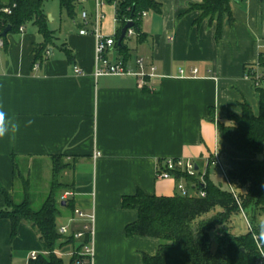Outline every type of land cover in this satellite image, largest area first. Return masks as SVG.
<instances>
[{
	"label": "crops",
	"instance_id": "1",
	"mask_svg": "<svg viewBox=\"0 0 264 264\" xmlns=\"http://www.w3.org/2000/svg\"><path fill=\"white\" fill-rule=\"evenodd\" d=\"M157 1L161 11H147L142 19L143 40L136 34L126 40L125 53L116 47L108 52L135 74L95 76L96 41L80 34L81 13L86 10L92 23L95 0H78L79 21L72 18L77 27L61 33L48 24L55 37L44 61L34 64V47L43 42L35 25L7 33L0 48V106L20 122L14 141L0 140V187L12 198L23 172L41 181L42 165L64 156L72 163L65 200L95 214L92 264H144V254L155 255L158 238L126 235L138 212L123 207V196L138 190L175 195V179L157 178L158 160L167 157L194 161L216 182L208 160L218 148V124H231L230 115H241L243 103L259 112V93L245 73L264 58V0H233L234 23L224 14L220 39L216 21L196 24L200 11L188 10L202 0ZM46 2L44 12L51 18ZM101 11L103 32L115 36V3H105ZM140 58L143 69L137 65ZM74 66L83 71L75 73ZM151 66L156 70L150 77ZM194 67L196 76L179 75L180 68ZM29 120L33 123L26 126ZM5 206L0 190V208ZM58 223L74 233L85 221L66 213ZM11 230V221L0 219V264H31L32 251L43 254L29 223L21 222L14 238Z\"/></svg>",
	"mask_w": 264,
	"mask_h": 264
},
{
	"label": "trees",
	"instance_id": "2",
	"mask_svg": "<svg viewBox=\"0 0 264 264\" xmlns=\"http://www.w3.org/2000/svg\"><path fill=\"white\" fill-rule=\"evenodd\" d=\"M15 2L12 14L5 16L2 27L11 25L9 33H19L20 26L33 23L43 38L42 43L34 47V64L45 60L49 46L54 42V32L48 27V17L44 12L47 0H9ZM61 9L71 18L76 15L78 0H58ZM233 0H202L191 4L190 10H199L200 15L195 20L199 24L208 19L210 24L216 21V38L222 35V20L228 14L230 24L234 23L231 12ZM116 5V21L118 27L115 34V45L125 53L126 36L118 42L123 27L132 22L140 40L142 13L144 11H161V3L157 0H107ZM130 20V21H129ZM2 32H0V37ZM7 35L4 36L6 39ZM6 45V42H5ZM69 59L72 57L68 53ZM259 66L264 68V58ZM250 66L246 69H252ZM259 96V112L255 114L248 103L242 104L241 115H230L231 124H218V153L221 158L229 189L214 182L205 173L202 182L200 176H189L178 171V180L184 179L189 189L186 195L180 192L171 196L148 195L138 190L133 195L122 198V205L127 209L138 212V219L125 228L128 237L146 236L160 240L158 252L155 255L144 254V264H259V248L253 238V227L264 217V85L256 87ZM64 156H52L51 188L40 207H33V199L27 186L23 198L14 200L0 187L6 197V206L0 208V219H9L12 224L11 236L18 234L21 222L29 223L37 232L38 239L48 255L40 254L31 264H65L63 255L56 249L67 244H75L74 235L66 236L59 232L58 219L66 213L74 214L73 199H58L59 189L71 185L58 182V176L72 163L63 164L60 159ZM26 185L28 182L25 183ZM194 184V186L192 185ZM233 190H231V188ZM204 190V197L198 194ZM65 202V203H63ZM243 216L248 231L241 234L234 233V219ZM86 234L83 241L72 256L68 264H90L88 259L79 253L83 245L89 242ZM63 247L62 249H65ZM60 253V252H59ZM68 257V256H67Z\"/></svg>",
	"mask_w": 264,
	"mask_h": 264
},
{
	"label": "built area",
	"instance_id": "3",
	"mask_svg": "<svg viewBox=\"0 0 264 264\" xmlns=\"http://www.w3.org/2000/svg\"><path fill=\"white\" fill-rule=\"evenodd\" d=\"M96 1V11L95 14L92 16V23L89 19L88 12L86 10H83L81 13V16L83 18V21L85 23V27H83L80 30L81 35H92L96 41V47H95V54H96V68L94 71L95 76H102V75H127V74H135V72L129 68L126 63L122 60L113 61L108 57V52L114 47L116 39L115 36L106 35L102 30V19H103V13L101 11L103 5L107 3V0H95ZM16 7V3H11L9 0H0V32H3L4 29L2 27L5 25L4 18L7 15L12 14L14 8ZM147 11H144L142 13V16H146ZM130 21V20H129ZM89 22L92 25L91 29H88L87 25ZM20 32L24 31V26H20L19 28ZM2 35V34H1ZM136 35L135 30L131 27L127 30L126 36L131 37ZM5 35H2L0 37V48L5 46L6 39L4 38ZM137 65L139 68L143 69L144 61L143 59H138ZM261 66H255L252 69L248 70V72L245 73L246 78L252 80L254 82L255 87H260L264 85V68ZM156 70L155 66H151V74L150 77L154 75V72ZM83 70L79 66H74V72L75 73H81ZM143 74V72H142ZM198 74V68L194 67L191 68L188 72L185 68L179 69V75L181 77H193ZM99 155L97 153L95 156ZM208 164L210 166L217 167L221 170V172L224 175V178L226 179L227 183L230 185L229 180L226 176L225 169L223 167L221 158L218 153V149L214 151L210 159L208 160ZM180 171L183 172L189 176H200V180L204 182L203 177L204 173H200L197 165L194 161L189 159H184L180 157H167L158 160L157 165V178L160 179H175L176 180V187L178 192H180L183 195H186L189 193V189L187 185L185 184V181L183 178L180 180L177 179L176 173ZM194 186V184H192ZM231 188V187H230ZM231 190H233L231 188ZM198 194L202 197L206 195V192L204 190H199ZM70 195V192H66L62 197L63 199L67 198V196ZM74 215L78 217L79 219H82L85 221V223L82 226V230L76 231L74 233L70 232V228L68 225H61L59 227V232L66 236L74 235V237L78 240H82L86 234H89L90 240L86 244L83 245L82 251L79 253L81 256H84L88 259L90 264L93 263L94 258V224H95V214H87L83 212L82 210L76 208L74 210ZM72 220V219H71ZM249 225V223H248ZM259 248V264H264V256H262V249ZM39 256V253L37 251H32L30 253V260H36ZM79 264H82V262H78Z\"/></svg>",
	"mask_w": 264,
	"mask_h": 264
},
{
	"label": "rangeland",
	"instance_id": "4",
	"mask_svg": "<svg viewBox=\"0 0 264 264\" xmlns=\"http://www.w3.org/2000/svg\"><path fill=\"white\" fill-rule=\"evenodd\" d=\"M46 9L48 12V15L51 16L48 17V24L51 27V29H55L57 30V32L62 31L61 33H63L64 31L69 29V26H75L77 27L74 23L72 18L64 11L61 9L59 1L58 0H48L46 2ZM81 11V7L78 8L77 10V15L75 16V21H79V13ZM77 21V22H78ZM33 24L27 23L26 24V28L28 30H33ZM62 161L63 164H69L70 162H68V160H66L65 158L60 159ZM54 164V160H52V158L50 159V161H48V163H45L44 165H42L41 168V181H36V179H34V177L36 178V176L33 177V175L28 178V174L26 172H23V179L20 180L18 179V191L16 193V195L18 196L19 199L23 198L24 196V190L23 189V181L26 182V179L32 180L30 184V182H28V184L26 185V188L28 186L29 190H30V197L33 199V207L38 208L41 206V204L43 203L44 199L47 197L48 192L51 188V182H52V167ZM70 167L65 168L62 173L59 174L58 176V182H61L63 185H67L69 184L70 180H71V174L69 172ZM213 169L211 171V174H216V178L215 181L219 184H221L224 188H228L229 189V184L227 183L226 179L224 178L223 173L221 172V170L217 167L213 166ZM31 175V174H30ZM36 183H35V182ZM69 192V188L65 187L62 189H59V193H58V199L61 200L63 199V194L65 192ZM15 195V196H16ZM14 196V197H15ZM12 197V199L14 200H19L17 197L14 198ZM234 233L236 234H241V233H245L248 231L247 226L245 224V221L243 219V216H238L234 219V229H233ZM60 243L63 242V247H66L65 249L62 248H58L56 249L57 253L60 254L59 252H62V254L66 253L68 251L69 248L72 249V251L74 252L77 248V243L75 244H67V240L66 239H61L59 240ZM59 251V252H58ZM73 252L71 254H73ZM43 255H48L47 251L43 250ZM63 259L65 264L69 263V257L63 255Z\"/></svg>",
	"mask_w": 264,
	"mask_h": 264
},
{
	"label": "clouds",
	"instance_id": "5",
	"mask_svg": "<svg viewBox=\"0 0 264 264\" xmlns=\"http://www.w3.org/2000/svg\"><path fill=\"white\" fill-rule=\"evenodd\" d=\"M32 123L33 121L29 120L26 126H30ZM19 131L20 122L17 118L14 115L10 116L8 112L3 110V107L0 106V140L7 137L14 141ZM248 227L253 232V238L262 249V256H264V219L259 220L255 227H253L251 223H249Z\"/></svg>",
	"mask_w": 264,
	"mask_h": 264
},
{
	"label": "water",
	"instance_id": "6",
	"mask_svg": "<svg viewBox=\"0 0 264 264\" xmlns=\"http://www.w3.org/2000/svg\"><path fill=\"white\" fill-rule=\"evenodd\" d=\"M133 26V23L132 22H128L124 27H123V29H122V32H121V36H120V38H119V40H118V42L119 43H121L122 41H123V39L126 37V33H127V30L129 29V28H131ZM11 25L10 24H8L7 26H6V28L4 29V31L2 32V35H7V33H9L10 31H11ZM63 203H65V202H63Z\"/></svg>",
	"mask_w": 264,
	"mask_h": 264
}]
</instances>
